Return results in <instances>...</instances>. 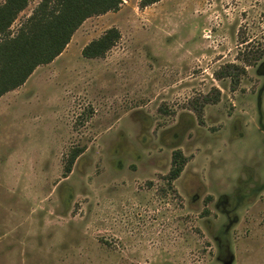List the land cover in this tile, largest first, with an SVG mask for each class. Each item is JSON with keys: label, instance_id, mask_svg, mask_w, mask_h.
<instances>
[{"label": "rangeland", "instance_id": "1", "mask_svg": "<svg viewBox=\"0 0 264 264\" xmlns=\"http://www.w3.org/2000/svg\"><path fill=\"white\" fill-rule=\"evenodd\" d=\"M140 2L0 102V264H264V0Z\"/></svg>", "mask_w": 264, "mask_h": 264}, {"label": "trees", "instance_id": "2", "mask_svg": "<svg viewBox=\"0 0 264 264\" xmlns=\"http://www.w3.org/2000/svg\"><path fill=\"white\" fill-rule=\"evenodd\" d=\"M128 0H41L33 15L12 33V26L30 0H5L0 5V99L19 88L36 69L60 57L71 43L77 30L91 17L118 12ZM163 0H141L145 9ZM121 32L112 27L82 50L88 59L104 58L121 40ZM82 149L70 155L65 173L69 174ZM186 160L181 152L173 155L171 179H177Z\"/></svg>", "mask_w": 264, "mask_h": 264}, {"label": "crops", "instance_id": "3", "mask_svg": "<svg viewBox=\"0 0 264 264\" xmlns=\"http://www.w3.org/2000/svg\"><path fill=\"white\" fill-rule=\"evenodd\" d=\"M92 18V17H91ZM90 19V18H89ZM70 45V44H69ZM68 45V46H69ZM9 94V93H8ZM8 94H6V95H4L1 99H0V102L8 95Z\"/></svg>", "mask_w": 264, "mask_h": 264}, {"label": "water", "instance_id": "4", "mask_svg": "<svg viewBox=\"0 0 264 264\" xmlns=\"http://www.w3.org/2000/svg\"><path fill=\"white\" fill-rule=\"evenodd\" d=\"M228 264H230V263H228Z\"/></svg>", "mask_w": 264, "mask_h": 264}]
</instances>
